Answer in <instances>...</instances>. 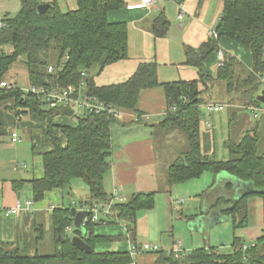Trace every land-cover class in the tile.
Instances as JSON below:
<instances>
[{"label": "trees", "instance_id": "1", "mask_svg": "<svg viewBox=\"0 0 264 264\" xmlns=\"http://www.w3.org/2000/svg\"><path fill=\"white\" fill-rule=\"evenodd\" d=\"M20 4L14 16L5 15L1 19L0 82L9 67L23 57L30 85L39 86L47 81L76 85L84 81L89 93L131 111H137L135 106L141 90L161 86L167 109L160 122L151 126L154 130H179L189 143L168 166L167 185L187 182L204 172H226L247 186L236 199L219 196L211 207L227 205L222 212L236 230L248 224L249 197L259 196L263 200L264 220V152L258 153V124L246 130L239 139L224 141L227 159L202 154L200 144V122L204 116L201 106L210 102L204 101L203 94L209 92L214 83L224 89L225 102L219 103L225 104V108L262 104L256 97L261 91L260 78L264 69V0H222L221 15L215 26L217 37L210 36L198 47L185 49L184 63L197 69L196 79L160 82L155 63L143 62L126 81L104 86L96 85L94 76L105 66L127 57L126 24L107 19L109 10L123 6L122 0H76V8L65 12L52 3L43 13L37 11L38 0H20ZM169 25L166 15L160 12L151 22V32L156 37H163ZM222 38L249 50L250 68L220 46ZM5 45L9 46L8 51H4ZM220 49L224 61L211 74L205 67V60ZM49 66L54 70L52 73L47 71ZM0 108L16 116L35 114L45 120L50 148L41 153L42 177L29 181L33 202L42 200L44 194L53 189L70 188L71 180L80 178L88 188V199L81 201L79 207L110 203V214L96 222L89 214L83 225L86 235L82 239L91 247L90 252L71 242L73 235L80 234L74 228L77 208L61 205L55 207L50 216L56 243L52 254H39L35 250L34 254L26 255L19 252L13 242L0 241V264H50L54 259L67 260L68 264H133L129 252L95 249L97 243L123 238L97 235L95 226L124 222L134 240L137 213L153 208L155 203L156 191L114 200L116 198L105 189L104 181L111 168V128L118 121L89 113L77 116L73 124H55L54 119L62 109H45L37 94L14 84L9 89L0 87ZM20 184L21 181L13 182L15 187ZM34 226L42 230L40 224ZM67 227L72 231L68 232ZM142 253H156L157 261L164 264H264V227L262 234L249 243L233 236L228 251L203 246L183 251L180 257H175L172 249L159 248Z\"/></svg>", "mask_w": 264, "mask_h": 264}, {"label": "crops", "instance_id": "2", "mask_svg": "<svg viewBox=\"0 0 264 264\" xmlns=\"http://www.w3.org/2000/svg\"><path fill=\"white\" fill-rule=\"evenodd\" d=\"M38 1L39 3L49 6L52 3H56L64 12L76 8V0ZM122 1L123 6L121 8L112 9L107 12V19L110 22H124L126 24L127 57L105 66L101 72L94 76L95 84L104 86L124 82L134 73L139 64L143 62L155 63L157 78L160 82L177 80L190 81L196 79L198 77L197 69L194 66L184 63L186 59L185 49L187 47L196 48L208 37L212 36L211 33L215 31V26L221 15L222 0H155L149 7L142 6V0ZM181 9L183 12L181 18H179L178 15ZM160 12L166 15L170 25L165 36L156 37L151 32L150 26L153 18ZM219 44L224 50L231 55H235L244 65L250 68L252 59L249 50L226 38L220 39ZM205 67L211 74L215 73L217 69L216 53L213 52L206 58ZM262 77L264 78V69ZM4 80L8 81L5 78ZM8 82L12 83L11 81ZM218 84L219 83H214L212 89L203 95L204 101L217 103L225 102V92L222 86ZM14 85L20 87L17 83ZM261 88L263 89L262 85ZM135 108L138 112L149 113L151 115L149 124L133 122L130 120L131 110L125 109V119L114 123L111 128L112 152L111 168L109 171L111 176L110 190H108V193L117 196L114 200L120 199L118 198V185H121L123 188L125 186H130L140 168H149L152 170L153 174L155 169L157 174L158 167L163 169L167 185L166 172L168 166L173 162L176 156L186 148L185 143L182 145L181 142H175L176 139L172 135V131H168V134L165 135L164 138L163 135L158 134V132L154 130L155 127L151 126L152 124L160 122L167 109L165 94L161 86L141 90ZM252 108L257 109V119L261 116L259 111L264 113V108L261 105L251 106L247 109L252 112ZM62 111L61 114L55 117V124H71L66 117L67 115H62ZM223 111H229V109L223 108L216 112H206L203 110L204 116L200 122V144L202 154L214 156L218 150L217 143H221L223 151L221 152L222 158L220 159L225 157L224 141L228 138L232 139L228 126L226 139L223 138L222 127L224 126V122L227 124V120L229 121V113L225 117ZM254 113L255 112H253V116ZM17 127H21L28 132L27 136H29L31 142V151L38 155L34 156L35 160L32 161V165L29 169L30 171L25 170V163L13 164L14 166H11L10 174L12 175L19 169H22V171L24 170V175H22L20 179L8 178L6 177V173L1 172L0 188L4 185L6 189H10V192L5 204L0 203V209L14 206L17 200L24 202V200H20V193L18 192L19 186L22 184L15 187L13 186V182L21 181L22 183H29L32 179L42 177L43 164L41 153L50 148V143L45 133L46 123L43 118L35 114H21L16 116L12 112L0 108V135H4L8 130L10 133L17 132L15 130ZM57 135H60V133H57ZM241 136L242 134L238 137L240 138ZM239 138L233 139L237 140ZM10 141L12 144H15L18 143L20 139L16 142H12L10 134ZM157 144H160V147ZM158 164L159 166H157ZM209 177L210 184L208 187L195 195L199 196L200 199L199 205L197 206L199 209L194 213L181 214V216L189 222L188 229L190 231L200 232L204 235V247L213 246L206 243L209 228L222 222H229V217L225 216L222 212L227 205H219L216 208L211 207L216 198L223 196L228 199H236L247 186L246 183L226 172L209 174ZM192 180L194 179L188 180V182ZM145 183L147 184L148 181ZM173 186L169 187L167 185L165 187L167 190L165 191L170 192ZM144 191H146V189H144ZM60 192L59 189L46 192L42 200L38 203L33 202L32 210H21L17 214L10 216H5L0 210V241L13 242V245H15L18 242L19 230L21 227L27 230L28 223H32L33 226L38 223L43 228L42 222H38L41 219L43 222H50L51 224L50 216L53 209L64 205V199ZM137 192L139 193V191H136L132 192L131 195ZM205 193L214 194L210 200L204 201V197L201 198V196ZM84 197L88 199V194ZM87 199H81L78 202L72 200L68 205L75 206L78 211L84 210L87 205L84 204L82 207H79L78 204ZM100 217L104 218L105 215L101 214ZM20 219L22 220L21 225L18 224ZM104 220L107 221V218ZM190 223L194 224L192 225ZM137 224L138 222L136 220L134 240L130 238V234L124 222L115 224L104 223L95 226L94 232L97 235L123 236L121 240L97 243L95 249L97 251L112 250L129 252L132 243H143L138 240L140 231ZM263 227V200L259 196L249 197L248 224L246 227L234 230L232 237H240L249 243L262 234ZM67 231L71 232L72 228L69 227ZM43 236L44 234L41 235L42 238ZM178 243L179 245H173L166 250L177 249L182 252L188 250L183 248L180 242ZM110 246L113 247L110 248ZM226 248H230V244ZM157 257V254L140 252L132 255L133 264H164L159 263Z\"/></svg>", "mask_w": 264, "mask_h": 264}, {"label": "rangeland", "instance_id": "3", "mask_svg": "<svg viewBox=\"0 0 264 264\" xmlns=\"http://www.w3.org/2000/svg\"><path fill=\"white\" fill-rule=\"evenodd\" d=\"M20 6V0H0V20L5 15L14 16L19 11ZM3 49L4 51H8L9 46L5 45L3 46ZM4 78L14 84L17 83L20 87H26L23 89H27L29 87L27 68L23 57H19L9 67L8 71L4 74ZM261 106L264 108V104H261ZM44 107L45 109L47 108L45 104ZM201 109L203 110L202 107ZM228 109L229 111H223L225 117L229 113L228 117L230 119L229 121L227 120V124L224 122V126L222 127L223 138L226 139L228 131L227 126L231 133L232 139H235L239 138L238 136L243 134L246 129H251L256 124H258V153L264 152V113L259 111L261 116L257 119L253 116V111H249L247 107L230 105ZM66 117L72 124L75 123L77 119V115ZM15 130L19 134L18 136L20 141L18 143H11V133L9 130L4 135H0V176L1 172H4L8 178L20 179L21 176L24 175V170L22 171V169H19L15 172V174L12 175L10 174L11 166L13 164L16 165L19 163H25V170H29L32 165V161L35 160L34 156H37L38 154H35L31 151V142L29 140V136H27L28 132L21 127H17ZM155 131L158 132V134L163 135L164 138L165 135L168 134V131H172V135L176 139L175 142H181L182 145L185 143L186 148H188L189 143L186 135L183 132L179 130H168L165 128ZM157 145L160 147V144ZM217 145L218 150L214 156L215 158L220 159L222 158L221 152L223 151V146L221 143H217ZM224 156L225 157L223 159L228 158V153L225 149ZM157 166H159V164ZM209 174L212 173L204 172L200 177L195 178L190 182L187 181L177 184L172 187L170 192H167L165 191L167 190L165 189L167 185L165 182V172L163 169L158 167L157 174L156 169L153 174L152 170L149 168H140L138 169V172L136 173L130 186H125L123 188L121 185H118V195L123 196V198L130 196L132 192L136 191H156L154 207L147 210H140L137 213L136 220L138 222L137 225L140 231L138 240L141 242H146L150 245H157L159 248L164 250L173 245H179L178 242L181 243L183 248L188 250L191 248L204 246V235L200 232L190 231L188 229L189 222H187L186 219L181 216V214L194 213L199 209L197 206L199 205L200 199L199 196L195 195L208 187L211 177H209ZM110 176L111 173H107L104 181L105 189L107 191L110 190ZM146 181H148L147 184L145 183ZM19 187L20 188L18 192L20 193V200L32 201L30 184L28 182H23ZM144 189H146V191H144ZM60 191L63 196L65 206H67L72 200L78 202L81 199H87V197L84 196L88 194V190L85 183L80 178H75L72 180L71 188L67 187ZM9 192V188L6 189L4 185L1 186L0 203L5 204L9 196ZM213 194L214 193H205L203 196H201V198L204 197V201L210 200L213 197ZM21 221V219L18 221L19 225H21ZM38 222H42V230H40L38 226H33L32 223H28L27 230L22 227L19 230V239L15 244V248H19V252L22 254L31 255L34 254L35 250L39 254H52L55 251L56 243L52 234V226L50 222H43L42 219ZM41 232L44 234L43 238L40 236ZM233 232L234 230L230 221L213 225L208 230V238L206 243L218 247L219 251H228V248L226 247H228L232 241ZM112 247L113 246H110V248ZM50 264H68V261L63 259H54L50 262Z\"/></svg>", "mask_w": 264, "mask_h": 264}, {"label": "built area", "instance_id": "4", "mask_svg": "<svg viewBox=\"0 0 264 264\" xmlns=\"http://www.w3.org/2000/svg\"><path fill=\"white\" fill-rule=\"evenodd\" d=\"M155 0H142V6L149 7L154 3ZM180 13L178 17H181ZM3 25L2 20H0V26ZM212 36L217 37L215 31L211 33ZM217 56V66H220L224 61V53L223 50H218L216 52ZM47 71L52 73L54 70L52 66H49ZM262 82V86L264 88V78H260ZM13 86L12 83H9L6 80H2L0 82V87L2 88H11ZM25 91H31L32 93L37 94L41 98V102L47 106L48 109H65L69 108L72 111V115L82 116L84 114H100L104 115L108 118H112L115 121H123L125 119V109L116 107L113 104L106 102L96 95H93L88 92L86 88V84L84 81H80L78 84H67V85H59L58 83L47 81L46 84L43 85H29ZM206 112H216L225 108V104L217 103V102H205L201 106ZM254 116L257 117L258 112L256 108H252ZM130 120L133 122H149L151 120V115L149 113H143L138 111H131ZM12 142H16L19 140V136L17 132L11 133ZM117 197L113 195V198ZM121 200L123 197H118ZM112 201L113 199L110 198ZM33 202L31 200H25L24 202H20L17 200L14 206L10 208L0 209L5 216L15 215L21 210H32ZM110 203L105 206V203H98L92 206H86L84 209L86 211V215L82 220V225H84L88 221V215L91 214V219L93 222L99 220L100 215H108L110 214ZM69 227H67L68 229ZM246 246L244 245L243 248ZM159 247L157 245H150L146 242L139 244H132L130 247V254L135 255L137 253L147 252V251H155L158 250ZM175 257H180L182 254L181 250L173 249Z\"/></svg>", "mask_w": 264, "mask_h": 264}, {"label": "water", "instance_id": "5", "mask_svg": "<svg viewBox=\"0 0 264 264\" xmlns=\"http://www.w3.org/2000/svg\"><path fill=\"white\" fill-rule=\"evenodd\" d=\"M48 7H49V5L40 3L37 7V11L39 13H43V12H45V10ZM256 99L260 103L264 104V88L261 89V91L258 94V96L256 97ZM62 115L71 116L72 115L71 109H69V108L63 109ZM85 215H86L85 210H80L76 213V215L74 217V226H75V230H77L80 234L73 235L71 238V242L76 247L80 248L81 250H83L85 252H90L91 247L82 239V236L86 235V230H85L84 226L82 225V220H83ZM190 224L193 225L194 223H190Z\"/></svg>", "mask_w": 264, "mask_h": 264}]
</instances>
